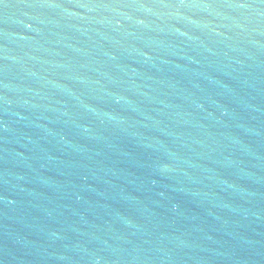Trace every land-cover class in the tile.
Listing matches in <instances>:
<instances>
[{
	"label": "water",
	"instance_id": "1",
	"mask_svg": "<svg viewBox=\"0 0 264 264\" xmlns=\"http://www.w3.org/2000/svg\"><path fill=\"white\" fill-rule=\"evenodd\" d=\"M0 264H264V0H0Z\"/></svg>",
	"mask_w": 264,
	"mask_h": 264
}]
</instances>
